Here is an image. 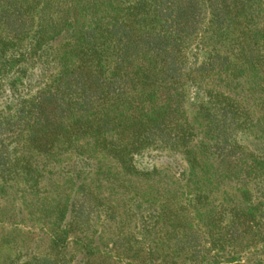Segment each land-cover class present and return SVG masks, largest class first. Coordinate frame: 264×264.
Instances as JSON below:
<instances>
[{
    "label": "trees",
    "instance_id": "trees-1",
    "mask_svg": "<svg viewBox=\"0 0 264 264\" xmlns=\"http://www.w3.org/2000/svg\"><path fill=\"white\" fill-rule=\"evenodd\" d=\"M253 142L264 0H0V264H264Z\"/></svg>",
    "mask_w": 264,
    "mask_h": 264
},
{
    "label": "rangeland",
    "instance_id": "rangeland-1",
    "mask_svg": "<svg viewBox=\"0 0 264 264\" xmlns=\"http://www.w3.org/2000/svg\"><path fill=\"white\" fill-rule=\"evenodd\" d=\"M191 95H193V90H191ZM250 147L256 153L264 151V146L260 145V143L253 142ZM134 164L140 170H150L153 167L168 168L176 176H180L185 170V165L179 157L164 152L143 153L134 158Z\"/></svg>",
    "mask_w": 264,
    "mask_h": 264
}]
</instances>
